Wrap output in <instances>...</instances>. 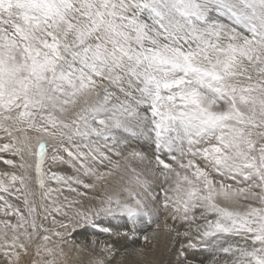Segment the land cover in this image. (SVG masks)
<instances>
[{"label": "snow or ice", "instance_id": "6c2138e0", "mask_svg": "<svg viewBox=\"0 0 264 264\" xmlns=\"http://www.w3.org/2000/svg\"><path fill=\"white\" fill-rule=\"evenodd\" d=\"M0 264H264V0H0Z\"/></svg>", "mask_w": 264, "mask_h": 264}, {"label": "rangeland", "instance_id": "374dc122", "mask_svg": "<svg viewBox=\"0 0 264 264\" xmlns=\"http://www.w3.org/2000/svg\"><path fill=\"white\" fill-rule=\"evenodd\" d=\"M110 223L113 224V228H118L124 222L122 220H119L117 222L116 221H113V220H111V221L110 220H101V221H99V225H100L101 228H103V227H109L110 226ZM119 230L121 232L126 231V229H124V228H120ZM99 231H100L99 229L92 228L91 226L80 230V232L82 233V235H84L85 233H86V235H88V234H91L93 232H99ZM98 234H100V238L101 239L106 238L104 233H98ZM136 236H137V238H136V242L135 243H131V241L134 239V237L129 236V242H127L128 243L127 251L131 252L132 250L138 249V248H140L142 246L143 241H142V238L139 237V233H137ZM81 238H83V236ZM160 244H161V246H163V240L162 239L160 241ZM122 251H123V249H122ZM151 255H152V252L151 251H146L144 253V257L143 258L145 260H151V258H152ZM132 259H137V258L136 257H132ZM172 259L174 260V257H172ZM201 259H203V257H201Z\"/></svg>", "mask_w": 264, "mask_h": 264}, {"label": "bare ground", "instance_id": "6f19581e", "mask_svg": "<svg viewBox=\"0 0 264 264\" xmlns=\"http://www.w3.org/2000/svg\"><path fill=\"white\" fill-rule=\"evenodd\" d=\"M113 221H116V222H117V221H119V220H113ZM110 226H112V227H113V224H112V223H110ZM89 231H90V230H89ZM83 234H84V233H83ZM84 235H86V233H85ZM158 254H159V253L157 252V255H158ZM151 257H152V258H151V260H152V259L154 258V257H153V254L151 255Z\"/></svg>", "mask_w": 264, "mask_h": 264}]
</instances>
